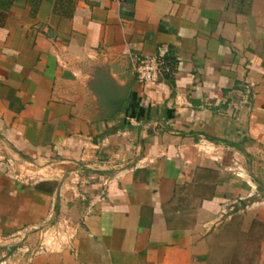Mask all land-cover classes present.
I'll list each match as a JSON object with an SVG mask.
<instances>
[{"label":"crops","instance_id":"crops-1","mask_svg":"<svg viewBox=\"0 0 264 264\" xmlns=\"http://www.w3.org/2000/svg\"><path fill=\"white\" fill-rule=\"evenodd\" d=\"M0 264H264V0H0Z\"/></svg>","mask_w":264,"mask_h":264},{"label":"built area","instance_id":"built-area-1","mask_svg":"<svg viewBox=\"0 0 264 264\" xmlns=\"http://www.w3.org/2000/svg\"><path fill=\"white\" fill-rule=\"evenodd\" d=\"M114 1H124V0H114ZM164 48L159 49V53L157 55H149V56H142L136 57L135 61V70L137 78L143 82H154L159 79V77L163 73L164 69ZM25 174L23 173H16V176L21 178ZM30 174H26L24 178H30ZM57 232L52 229L51 225L43 229L42 231V238L43 241L47 239V245H44L45 242H40L38 249H47L52 246L53 241L55 240V236Z\"/></svg>","mask_w":264,"mask_h":264},{"label":"water","instance_id":"water-1","mask_svg":"<svg viewBox=\"0 0 264 264\" xmlns=\"http://www.w3.org/2000/svg\"><path fill=\"white\" fill-rule=\"evenodd\" d=\"M118 100H116V104H119V102H117ZM15 248L14 245H10L8 246L6 249H7V252H6V255H9L10 252Z\"/></svg>","mask_w":264,"mask_h":264}]
</instances>
